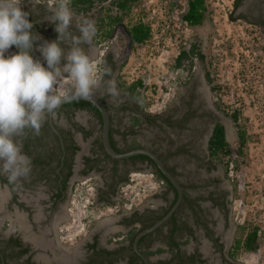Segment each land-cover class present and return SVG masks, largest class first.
<instances>
[{
    "label": "flooded vegetation",
    "instance_id": "af4514ba",
    "mask_svg": "<svg viewBox=\"0 0 264 264\" xmlns=\"http://www.w3.org/2000/svg\"><path fill=\"white\" fill-rule=\"evenodd\" d=\"M21 6L34 23V35L41 36L32 50L34 57L41 58L37 46L57 36L52 23L42 25L39 21L50 7L41 2ZM95 24L98 32L100 20ZM77 30V26L69 28L70 32ZM96 44L92 41L81 47L92 60L97 58L102 82L92 93L106 105L110 145L119 152L138 147L155 152L180 186V196L162 172L166 179L155 175L158 168L146 157L116 158L105 151L102 116L92 103L62 104L53 114H46L38 134L28 129L20 138L22 150L31 160L29 174L14 182L0 175V264H145L141 255L148 264H205L210 259L205 253V238L221 253V260L232 263L234 229L224 235L220 229L230 223L233 185L226 182L220 165L224 155H213L208 147L217 123L224 126L227 142L229 127L227 116L217 113V106L213 112L208 109L205 69L204 78L196 71L189 75L175 99L152 113L140 109L137 99L120 83L122 57L116 56L112 46L101 51V45ZM61 47L67 53L71 41L65 39ZM13 50L17 51L13 46L8 53ZM188 61L175 64L183 68L189 66L184 63ZM145 170L158 180L156 193L141 194L132 207L116 215L115 222H109L112 228L108 222L102 225L100 219L91 226L84 219L78 220L80 207L72 212L70 204L85 197L80 196L78 183L86 184L87 189V181L97 178L88 188L92 200L86 198L89 203L82 205L100 208L122 201L119 191L131 173ZM150 196L158 202L147 204ZM176 201L172 214L141 236L135 249L137 233L163 217ZM117 208L118 212L121 207ZM71 219L72 224L68 223ZM80 223L82 227L77 229ZM156 244L163 246L165 254L151 257L149 248Z\"/></svg>",
    "mask_w": 264,
    "mask_h": 264
},
{
    "label": "rangeland",
    "instance_id": "374dc122",
    "mask_svg": "<svg viewBox=\"0 0 264 264\" xmlns=\"http://www.w3.org/2000/svg\"><path fill=\"white\" fill-rule=\"evenodd\" d=\"M111 1H96L86 12H77L70 3L74 17L71 26L76 27L83 20H100L101 26L93 41L97 43L96 46L101 45V51L106 46H112L116 56L122 57L119 81L123 87L133 79L138 78L142 82L139 99L135 97L139 108L149 109L152 113L160 111L175 99L189 75L196 71L199 77L204 78L205 69L211 79L209 83L205 78L208 109L213 112L214 106L220 103L223 113L219 110L217 113L227 116L228 129L235 135L234 144L228 142L231 153L219 162L225 172L226 182L230 181L233 185L229 194L231 226L228 224L220 229L223 235L224 232L230 234L231 228L234 229L233 262L221 260L224 259L221 253L205 238V253L210 258L205 264H264V256L256 261V257L251 255L255 250L248 252L243 249L245 235L254 226L261 229L260 236H257V248L263 245L264 239V27L255 23L264 19V0H243L236 9L233 8V0H203L206 11L202 22L196 25H190L183 18L188 9V0H136L127 12L116 9ZM29 2L47 3L46 0H22V3ZM48 5L50 12L39 20L42 25L52 18L55 4ZM118 16L122 17L120 21L110 20ZM137 22L150 28V37L142 43H133L126 32V27ZM72 32L73 35L79 33ZM193 43H196L198 50L189 53V61L184 62L189 63V66L178 68L175 55L179 49H188ZM197 51L203 55L202 60L196 56ZM93 62L98 68L96 57ZM211 85L216 87L214 92L210 89ZM58 90L62 94L74 90L70 78L65 77L58 84ZM233 112H238L237 120L244 130L241 153L238 152L235 126L228 118ZM218 119L222 118L218 116ZM149 172L131 173L128 183L119 191L122 201L94 209L82 203H89L86 198L92 200V194H89L91 189L88 188L94 186L97 178L92 177L87 181V189L86 184L78 183L80 196L85 197H81L80 203L75 200V204H70L72 212H78L80 207L78 220L84 219L89 226L97 219L102 225L115 221L116 215L132 207L144 189L145 194L156 193L155 188L150 187L153 184L157 187L158 181ZM119 206L121 209L117 212ZM109 215V218L105 217ZM68 223L72 224V219ZM81 227L80 223L77 229ZM215 228L218 233L216 223ZM106 238L109 241L110 234Z\"/></svg>",
    "mask_w": 264,
    "mask_h": 264
},
{
    "label": "clouds",
    "instance_id": "9594fccd",
    "mask_svg": "<svg viewBox=\"0 0 264 264\" xmlns=\"http://www.w3.org/2000/svg\"><path fill=\"white\" fill-rule=\"evenodd\" d=\"M71 0H57L52 18L55 39L37 46L40 57L32 55L41 36L35 32L22 0H0V175L14 182L31 171V160L22 150L20 138L26 130L39 133L46 114H53L62 102L58 84L70 78L75 94L88 96L100 87L102 76L81 45H91L97 34L94 21L73 23ZM71 41L65 53L61 43ZM15 47L11 54L8 50ZM154 174L152 172H149Z\"/></svg>",
    "mask_w": 264,
    "mask_h": 264
},
{
    "label": "trees",
    "instance_id": "16d2710c",
    "mask_svg": "<svg viewBox=\"0 0 264 264\" xmlns=\"http://www.w3.org/2000/svg\"><path fill=\"white\" fill-rule=\"evenodd\" d=\"M103 2L106 0H72L71 5L77 12H86L90 10L94 4V2ZM136 0H112L111 4L118 9L121 12H127L130 8L131 4L135 2ZM243 0H233V8L236 9L241 4ZM206 11V7L204 5L203 0H188V9L186 13L184 14V20L189 23L190 25H196L200 24L204 17V12ZM122 19L121 16L118 17H111L110 20H115V22H118ZM255 23L259 24L260 26H264V19L260 21H255ZM126 32L129 35L130 40L133 43H142L146 41L150 37V28L148 25L137 22L132 24L131 26L126 27ZM196 49V43H193L189 50H184L183 48L180 49L177 54L175 55V61L176 63L180 64L181 62L185 61L190 54L193 53ZM198 50V49H196ZM197 57H199L201 60L203 59V55L197 51L196 53ZM205 78L210 83L211 79L208 75V72L205 70ZM125 88L132 94L134 97H137L139 99V95L141 94V89L143 88L142 82L137 78L130 81ZM210 89L214 92L216 90V87L214 85H211ZM88 103L86 101L82 100H73L70 102H67L66 105H72V104H83ZM220 104V103H219ZM217 105V108L220 110V105ZM226 114V113H225ZM237 114L238 112H233L228 115V117L231 119L235 126V133L238 137V152L241 153L242 146L244 144V130L243 127H241L237 120ZM134 124L137 123L136 117L133 119ZM208 147L211 153L214 154H222L224 156H228L231 153V149L229 147V143L225 140L224 137V126L220 123H217L212 131V135L208 142ZM138 157H143L149 159L153 164L154 162L146 155L140 154ZM155 165V164H154ZM156 176H160L164 179H166L161 171L159 169H156L155 171ZM257 236H258V227L254 226L252 227V230L249 231L244 238L243 242V249L250 252L256 250L258 246L257 242Z\"/></svg>",
    "mask_w": 264,
    "mask_h": 264
},
{
    "label": "water",
    "instance_id": "95a60500",
    "mask_svg": "<svg viewBox=\"0 0 264 264\" xmlns=\"http://www.w3.org/2000/svg\"><path fill=\"white\" fill-rule=\"evenodd\" d=\"M80 99L89 101L101 113V116H102V142H103V146H104L105 151L110 156L116 157V158H126V157H130V156L138 155V154H143V155L148 156L154 162L156 167L174 185V187L178 190V193L180 196V192H181L180 186L176 182L173 175L165 168L161 159L158 157V155L155 152H153L150 149L142 148V147L133 148V149H130V150L124 151V152H119V151H116L112 148V146L110 145V141H109V126H110L109 115H108L105 103L102 100H100L97 96H95L93 93L91 95H88V96H78L75 94V90H72V91H68L66 93H63V99H62V102L60 105L65 104V103L70 102V101H73V100H80ZM226 125L228 127V121L226 122ZM177 203H178V201H176L173 204V206L169 209V211L163 217H161L160 219L155 221L151 226H149V227L143 229L142 231H140L139 233H137V235L134 238V248L135 249H137L138 239L141 236L151 232L156 227H158L162 222H164L172 214ZM141 257H142L144 263L148 264L147 259L143 255H141Z\"/></svg>",
    "mask_w": 264,
    "mask_h": 264
},
{
    "label": "crops",
    "instance_id": "0c3cea01",
    "mask_svg": "<svg viewBox=\"0 0 264 264\" xmlns=\"http://www.w3.org/2000/svg\"><path fill=\"white\" fill-rule=\"evenodd\" d=\"M157 200H158L157 198L154 199L151 196L147 198L148 204H153V203L156 204L158 202ZM108 224H111V223H108ZM112 226H113V223L110 225V228H112ZM163 251H164L163 246L162 245L160 246L159 244H156L154 247L149 248V253L151 257L157 256V255L163 256L165 254L163 253Z\"/></svg>",
    "mask_w": 264,
    "mask_h": 264
},
{
    "label": "built area",
    "instance_id": "2783aa9c",
    "mask_svg": "<svg viewBox=\"0 0 264 264\" xmlns=\"http://www.w3.org/2000/svg\"><path fill=\"white\" fill-rule=\"evenodd\" d=\"M46 2L48 3V4H56L57 3V0H46ZM158 181V180H157ZM150 188H155V190H156V185L155 184H153V185H151V187ZM143 190V189H142ZM145 189L143 190V192H142V194H145ZM260 227V226H259ZM260 233H261V229L259 228L258 229V236H260ZM263 238V237H262ZM262 247H263V249H262ZM264 251V239H263V245L261 246H259L258 248H256V250L251 254L252 256H254V257H256L255 258V260L256 261H259L258 260V258H260V257H262V256H264V253H263V255L261 254V251Z\"/></svg>",
    "mask_w": 264,
    "mask_h": 264
},
{
    "label": "bare ground",
    "instance_id": "6f19581e",
    "mask_svg": "<svg viewBox=\"0 0 264 264\" xmlns=\"http://www.w3.org/2000/svg\"><path fill=\"white\" fill-rule=\"evenodd\" d=\"M227 139L230 143L234 142V134L232 132V130L229 129V131L227 132Z\"/></svg>",
    "mask_w": 264,
    "mask_h": 264
}]
</instances>
